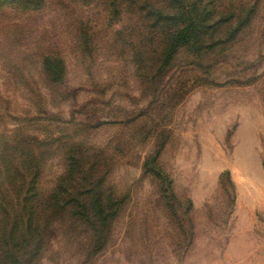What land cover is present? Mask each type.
Instances as JSON below:
<instances>
[{
  "label": "rangeland",
  "instance_id": "obj_1",
  "mask_svg": "<svg viewBox=\"0 0 264 264\" xmlns=\"http://www.w3.org/2000/svg\"><path fill=\"white\" fill-rule=\"evenodd\" d=\"M134 1L0 5V264H264V0L162 68Z\"/></svg>",
  "mask_w": 264,
  "mask_h": 264
},
{
  "label": "trees",
  "instance_id": "obj_2",
  "mask_svg": "<svg viewBox=\"0 0 264 264\" xmlns=\"http://www.w3.org/2000/svg\"><path fill=\"white\" fill-rule=\"evenodd\" d=\"M4 1L20 2L22 0H0V5ZM134 2H138L140 6L142 4L146 6L144 17L146 20L153 23L151 25L153 37L157 38L160 43L161 50L159 51L158 61L160 62L161 68L167 65L182 48L190 49L194 46H199L205 41V39H208L209 45H215L218 43L217 40L219 37L217 38V35L219 33H224L221 34V37H233L238 33V31H240L237 29V22L234 25V29H230L228 32H224V30L219 31L217 28L212 26L216 23L223 25L225 23H229L230 21V18L222 21L219 20L221 18H214L219 15L217 12L219 8L216 6L215 1L157 0L155 4L152 3L151 0H136ZM238 20L242 21L239 17H237V21ZM209 24L211 25L210 27ZM205 27L212 28L211 32L209 29H201ZM58 64L61 66V63ZM59 65L58 67H60ZM45 67L49 72L55 70L54 68L58 69V67L53 65L52 61L48 59L45 61ZM148 164H150V161L146 162V166ZM81 168L83 167L80 165V160L76 158V155L72 154L68 164L67 175L56 186L52 195L53 200L59 199L61 193L65 195L70 187L72 189V184L76 183ZM97 186L98 188L101 186L100 181H98ZM70 199L83 209H87L88 205L85 200L79 197ZM89 199L91 200L90 208L93 213H95V216L103 222L107 221L109 218V212L108 206L104 203L107 198H104L101 194H98L97 196L93 194L89 197ZM107 200L108 202L111 201L112 203H115L113 198H108ZM112 205L113 204H111V207Z\"/></svg>",
  "mask_w": 264,
  "mask_h": 264
}]
</instances>
